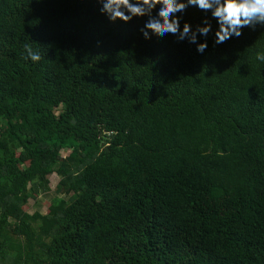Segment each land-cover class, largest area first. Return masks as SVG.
<instances>
[{"label": "trees", "instance_id": "16d2710c", "mask_svg": "<svg viewBox=\"0 0 264 264\" xmlns=\"http://www.w3.org/2000/svg\"><path fill=\"white\" fill-rule=\"evenodd\" d=\"M101 8L0 0V264H264V26L189 7L201 54Z\"/></svg>", "mask_w": 264, "mask_h": 264}, {"label": "clouds", "instance_id": "9594fccd", "mask_svg": "<svg viewBox=\"0 0 264 264\" xmlns=\"http://www.w3.org/2000/svg\"><path fill=\"white\" fill-rule=\"evenodd\" d=\"M102 4L101 13L106 14L112 22L122 20L130 22L135 17L148 19L140 29L143 37L150 40V32L159 37L172 34L179 41L188 40L196 44L197 52L203 54L208 48L207 40L198 42V34L205 38L212 31L211 20L205 16L202 25L195 30L190 23L185 22L181 30V16L189 7H196L208 13L215 19L218 28L214 33V45H220L229 39L239 38L245 27L255 30L256 26H264V0H99ZM160 6L155 15L154 10ZM26 59L40 61V55L33 51L30 44L25 45ZM257 59L264 62V52L257 53Z\"/></svg>", "mask_w": 264, "mask_h": 264}, {"label": "rangeland", "instance_id": "374dc122", "mask_svg": "<svg viewBox=\"0 0 264 264\" xmlns=\"http://www.w3.org/2000/svg\"><path fill=\"white\" fill-rule=\"evenodd\" d=\"M55 114H57V111H55ZM3 126V121L0 120V127ZM19 152V149H16V153ZM67 150L62 149L59 152V155L64 156L66 154ZM58 181H59V176L52 172L51 175L47 178L45 181V187L46 189H37L36 191L32 192L34 195L32 198H30L27 201V204L24 207V210L32 214L34 212H39L41 214H45L49 205L50 200L53 198V196L56 194V191H60L58 194L59 195H64V191L60 190L58 187ZM37 184V183H36ZM39 184V183H38ZM32 186V184L29 185V188Z\"/></svg>", "mask_w": 264, "mask_h": 264}]
</instances>
